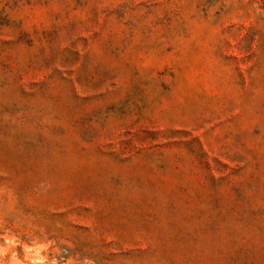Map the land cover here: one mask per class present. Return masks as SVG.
<instances>
[{
  "label": "rangeland",
  "instance_id": "rangeland-1",
  "mask_svg": "<svg viewBox=\"0 0 264 264\" xmlns=\"http://www.w3.org/2000/svg\"><path fill=\"white\" fill-rule=\"evenodd\" d=\"M0 264H264V0H0Z\"/></svg>",
  "mask_w": 264,
  "mask_h": 264
}]
</instances>
